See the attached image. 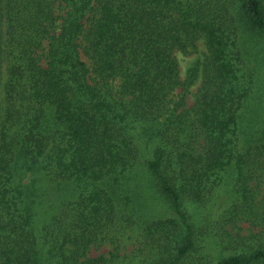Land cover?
<instances>
[{
	"label": "trees",
	"instance_id": "16d2710c",
	"mask_svg": "<svg viewBox=\"0 0 264 264\" xmlns=\"http://www.w3.org/2000/svg\"><path fill=\"white\" fill-rule=\"evenodd\" d=\"M260 70L264 0H0V264H115L88 251L116 221L191 262L222 184L223 221L261 228L199 264H264ZM144 191L168 214L141 220Z\"/></svg>",
	"mask_w": 264,
	"mask_h": 264
},
{
	"label": "rangeland",
	"instance_id": "374dc122",
	"mask_svg": "<svg viewBox=\"0 0 264 264\" xmlns=\"http://www.w3.org/2000/svg\"><path fill=\"white\" fill-rule=\"evenodd\" d=\"M202 49V48H201ZM200 52H196L191 55H182L178 54L179 66H180V76L182 79L185 78L188 68L192 67L199 61ZM249 66L255 67V62L252 60L249 62ZM263 68V67H262ZM264 75V70L259 71L257 75L258 79H262ZM199 80L190 87L189 94L187 95V104H191L194 101L193 93L196 91ZM137 177L139 180H142L143 177L141 172L138 173ZM258 180L263 182L262 177ZM144 182V180H142ZM253 184V183H252ZM146 186V184H144ZM262 186V185H261ZM147 187V186H146ZM149 191H144L140 193L139 199L145 209L143 210L142 219H146L150 216H164L168 214L166 207H163V204L158 203L156 200L152 199L148 193ZM62 192H60L61 194ZM60 194L54 193L52 196L54 199L57 198ZM151 198V199H150ZM260 198V193L258 199ZM145 200V202H144ZM230 206L228 188L223 184L218 186L216 191L212 193L208 201L195 207V210L189 205V212L195 213L194 222L200 229V231L205 233V239L201 241L202 250L205 253H202L201 258L191 257V262L182 263V264H199L207 263L208 260L214 258V249L216 248V243H219L221 246L226 247V242L230 238L229 234L226 232H231L232 235L239 233L240 235L248 234L249 232H257L261 228L254 227L248 219H243L241 221L237 220L234 222V225L225 223L222 219L224 211ZM51 219L50 212L47 213V219ZM140 220V221H141ZM252 226V227H251ZM111 228L110 238L104 240L100 244H95L91 246L88 251V256L94 257L98 255H103L109 257L111 253L117 252V258L115 264H148V262L155 258V255L151 254V249L156 246V244L147 245L142 237L141 228L134 227L133 224H127L125 221H116L115 225ZM229 239L228 241H231ZM153 246V247H152Z\"/></svg>",
	"mask_w": 264,
	"mask_h": 264
}]
</instances>
